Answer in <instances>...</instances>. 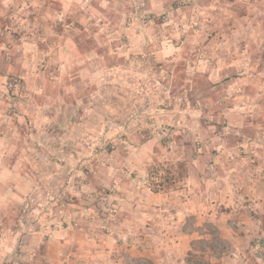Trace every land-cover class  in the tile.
Listing matches in <instances>:
<instances>
[{
	"label": "crops",
	"instance_id": "obj_1",
	"mask_svg": "<svg viewBox=\"0 0 264 264\" xmlns=\"http://www.w3.org/2000/svg\"><path fill=\"white\" fill-rule=\"evenodd\" d=\"M57 1L59 7L69 11L77 21V26L68 33L69 50L59 58L61 64L54 68V74L60 81L57 83L47 79L44 74H29L20 49L14 51L11 62H3L5 39H1L0 85L11 77H22L23 88L34 98L33 105L28 107L29 113L37 118L40 109L46 107L48 102V107H52L53 113L60 118L59 124H65L64 129H71L72 121H77L74 127L82 124L86 115L83 108H90L82 132L68 136L75 139L77 144L73 145L72 142L71 147L64 148L67 156L74 150L80 152L87 138L97 134L100 126H104V133L114 126L116 129L132 131L134 139L136 137L134 141H138L135 156L139 162L156 150H161L166 153V159L172 167L167 169L173 174V180L169 182L168 175L162 188L156 189L149 183L148 177L162 168H133L141 172L142 176H130L126 173L129 168H119L117 163L108 162L104 152L99 161L111 168H94L99 175L96 184L100 182L98 186L107 187L106 179L108 182L117 181L130 198L128 207L133 217L126 220L121 215L120 229L112 231L110 236L134 240L143 235L139 229L149 225L156 227V231L152 229V233L144 235L146 241H150L152 235L154 241L159 239L162 244L166 242L164 246L175 256L174 264H192L188 260L190 254L203 255V264H264V189L261 195L258 193L264 184V168H232L228 162L236 153L238 145H244L243 140L236 138L239 133L236 129L240 133H255L253 136L256 138L248 140L253 149L263 144V140L258 137L264 136V116L260 115L264 113V67L252 62L262 61L264 65V50H256L264 47V37L254 38L250 35L247 41L249 45L239 44L233 54L225 59L224 65L222 63L216 69L195 67L188 70L175 67V57L167 52L169 42L177 34L176 27L182 25L183 21L179 24L160 22L145 36L143 29L136 24H129L124 18L125 8L165 13L171 12V3L178 0ZM256 2L249 3L250 7H254L252 9L248 4H243L247 14L240 15L239 8H236V13L232 8H221L220 12L236 18L237 29L249 23L251 29L264 30V0ZM214 12L209 1V4L204 3L200 8L201 16L196 17L200 20L204 15L209 16ZM252 13L258 15V21L251 18ZM102 19L108 23H103ZM170 71H174L176 77L172 84L175 94L181 92L182 95L181 100L177 98L178 102L172 104L165 116L175 124L177 132L171 148H167L159 135L153 137L148 131L137 134L136 131L148 122L134 120V115L151 110L157 104L160 92H163L162 83L167 81L164 78ZM74 101L81 104L76 102L70 105ZM77 111L80 113L76 116ZM12 120H2L0 116V131L5 135L7 133V136ZM262 128L263 132H259ZM10 133L7 138H0V204L1 188L5 186L1 167L7 164V159L15 149L14 131ZM196 145L201 148L202 155H194ZM260 152L257 151L258 154ZM126 160V165H132L134 161L132 158ZM57 165L53 164L55 167ZM8 171L10 183L15 184V168H8ZM57 173V168H51L48 172L49 175ZM239 173H246L247 176L238 178ZM39 177H36L35 187L40 185ZM240 181L244 185L239 186ZM41 186L44 187V183ZM245 186L250 190L244 191L249 198L244 193L238 195L237 188ZM34 200L33 197L28 198L27 206L31 207ZM82 204L89 205V202L82 201ZM83 209L87 210L86 207ZM74 218H78L77 212ZM124 220L135 223L134 228L128 229ZM95 231L94 228L88 229L89 237ZM20 236L21 241L28 235ZM258 239H263L259 247L255 243ZM20 241L18 245H12L14 251L8 254L7 260L2 261L0 258V264H41L37 262V247ZM160 246H151L149 253H140L138 249L132 251L141 256L152 252L161 254ZM89 251L93 254L92 259H100L105 252L120 250L114 245H92ZM210 253L223 255L211 257L208 255ZM156 262L162 263L161 256ZM95 264L106 262L97 260Z\"/></svg>",
	"mask_w": 264,
	"mask_h": 264
},
{
	"label": "rangeland",
	"instance_id": "obj_2",
	"mask_svg": "<svg viewBox=\"0 0 264 264\" xmlns=\"http://www.w3.org/2000/svg\"><path fill=\"white\" fill-rule=\"evenodd\" d=\"M209 1L215 12L209 16L204 15L199 20L196 16H201L200 8L204 3L209 4ZM257 2L256 0H178L171 3V12L157 13L142 8H125L124 18L129 24H136L143 29L145 36L160 22L179 24L183 21L182 25L176 27L177 34L167 47L168 54L175 57L174 66L188 70L195 67L216 69L220 64L224 65L225 59L233 54V50L239 44L249 45L247 41L250 35L254 38L264 37V30L251 29L252 25L249 23L237 29L236 18L222 14L220 9L232 8L236 13V8H239L238 12L242 13L239 12V14L243 15L248 13L243 4H248L247 6L252 9L254 7H250L249 3L257 4ZM59 6L57 0H0V40L5 39L3 62H11L14 51L20 49L24 54L23 59L29 74L32 76L44 74L47 79L58 83L60 80L55 76L54 68L61 64V57L69 50L67 45L69 31L77 26V21L71 13ZM249 16L250 14L247 16V21ZM251 18L257 21L259 19L254 13L251 14ZM102 22L108 23L105 19H102ZM256 50L262 51L264 47ZM252 63L261 64L260 67H264L262 61ZM166 76L167 78L164 79L167 81L162 83L164 93L160 92L161 96L157 104L151 110L136 113L134 120L142 119L148 122L146 126H141L142 128L136 131L137 134L148 131L153 137L159 135L165 147L171 148L177 132L175 124L168 121L165 116L172 104L178 102L177 98L181 100L182 94L181 92L175 94V87L172 86L176 79L174 71L168 72ZM23 85L24 79L19 76L11 77L0 85V116L2 120L13 119V123L9 125L8 136L11 135V131H14L13 137H15L13 154L7 159V164L1 167L2 183L5 184L1 188L2 202L0 204L1 260L8 259V254L14 251L12 245L19 244L20 235L22 237L28 235L24 236L20 243H32L36 246L37 262L41 264H79L81 262L95 264L97 260L106 264H158L156 261L160 256L161 264H174L175 256L164 246L166 242L162 244V240L159 239L154 241L155 237L152 235L149 236L150 241H146L144 235L152 233L153 230L156 231V227L143 226L139 229L143 235L136 237V240L118 235L110 236L112 231L120 229L121 215L126 220L133 218L128 207L130 198L117 181L108 182L106 179L107 187L98 186L100 182L96 184V181L99 175L94 169L111 168L99 161L105 152L108 162L117 163L119 168H129L126 173L130 176H142L141 172L133 168H148V170L162 168L167 172V176L169 175V182H171L173 174L167 168L172 167L166 159V153L156 150L152 157L139 162L137 155L135 156L138 152L135 150L138 141L137 143L134 141L136 137L134 139L132 131L127 132L125 128L116 129L113 126L104 133V126H100L97 134L87 138V143L84 142L80 152L74 150L67 156L64 148L71 147L72 142L73 145L77 144L75 139L68 136L82 132L83 123L88 120L90 108L88 106L86 109L83 108L86 115L82 124L74 127L73 124L77 121H72L71 129H64L65 124H59L60 118L53 113L52 107H48V102L46 107L40 109L41 113L37 118L29 113L28 107L33 105L34 98L23 88ZM167 86L170 87L167 88ZM74 102L70 105L73 106L77 101ZM77 104L81 103L77 102ZM262 110L264 111V108ZM79 113L80 111H77L76 116ZM260 115L264 116V113ZM236 132H239L236 138L243 140L244 145L239 144L236 153L228 160L232 168H264L263 134L258 137L263 140V144L253 149L248 140L256 138L253 136L255 133L253 131L252 134L250 131L240 133L237 129ZM259 132H263V128L259 129ZM8 136L7 133L5 135L0 131V138ZM195 149L194 155L199 156L201 148L196 145ZM258 150H261L260 154L257 153ZM127 158L134 160L132 165L129 163L126 165ZM234 162L235 165H233ZM54 163L58 165L55 167ZM8 168H15L17 179L15 184L9 181ZM51 168H57L58 173L49 175ZM37 176H40L39 187L34 186ZM243 176L246 177V173L237 175L241 179L244 178ZM245 181L248 183V180ZM42 183L44 187L41 186ZM238 185H244V183L240 181ZM246 186L237 188L239 196L242 193L248 194L250 190ZM263 189L264 184L258 190L260 195ZM246 190L247 192H244ZM246 196L249 198V195ZM32 197L35 200L31 207H28L27 199ZM82 201L89 202V205H83ZM75 212L78 216L76 219ZM126 215L130 218L125 217ZM125 224L128 229H133L135 225L129 220L125 221ZM90 228L96 230L91 237L87 232ZM30 234L32 235L29 236ZM262 242L263 239L255 241L258 247ZM156 244L161 245L158 247L162 250L161 254L152 252L141 256L140 253L151 252V246ZM92 245H114L120 251L105 252L102 258L92 259L93 254L89 251V246ZM132 249H138L140 253L137 255ZM208 255L220 257L223 253ZM202 256L190 254L188 260L192 264H203Z\"/></svg>",
	"mask_w": 264,
	"mask_h": 264
},
{
	"label": "built area",
	"instance_id": "obj_3",
	"mask_svg": "<svg viewBox=\"0 0 264 264\" xmlns=\"http://www.w3.org/2000/svg\"><path fill=\"white\" fill-rule=\"evenodd\" d=\"M148 178L149 183H152L154 187L161 188L167 181V172L164 169H158L153 172Z\"/></svg>",
	"mask_w": 264,
	"mask_h": 264
}]
</instances>
